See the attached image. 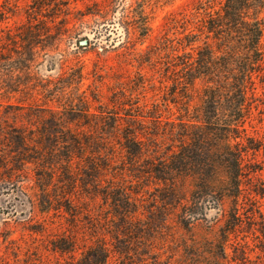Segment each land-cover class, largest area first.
<instances>
[{
  "label": "rangeland",
  "instance_id": "1",
  "mask_svg": "<svg viewBox=\"0 0 264 264\" xmlns=\"http://www.w3.org/2000/svg\"><path fill=\"white\" fill-rule=\"evenodd\" d=\"M39 1L62 8H37V0H0V264H92L95 252L99 257L103 251L109 264H264L262 74L255 75V95L248 99L247 151L237 198L218 188L225 178L223 172L213 180L212 190L206 191L198 179L197 171L206 173V142L201 137L194 141L193 134L203 136L200 129L190 132L194 142L189 163L196 172L173 171L172 176L180 179L176 192H158L157 187L164 184L155 176H146L138 185L136 170L125 171L132 194L144 198L138 209L144 213L141 221L119 220L113 213L123 209L91 192L95 171L89 159L77 161L74 168L84 175L90 192L84 182L83 186L60 183L67 178L64 173L53 180L49 191L40 189L36 171L40 165H57L54 156H45L40 164L26 154L23 157L31 162L15 160L14 167L8 163L16 154L6 147L7 132L13 128L46 130L62 141L70 140L61 129L70 128L89 134V149L94 151L93 136L100 139L95 130H111L113 112L120 113L117 120L122 125L136 127V117L128 113H136L138 106L163 108V97L169 95L160 55L164 23L171 12L190 9L195 0ZM144 11L152 16L153 27L146 37L140 27ZM85 37L88 42L79 43ZM180 98L179 104H170L175 114L164 110L161 125L147 120L163 133L165 151L173 143L170 138L179 144L186 132L177 116L190 97ZM147 142L150 148L153 143ZM52 144L48 140L45 145ZM15 146L17 152L22 150L19 144ZM65 151L62 148V157ZM111 172L106 171L108 177ZM7 175H12V182L3 180ZM179 201L187 203V209ZM151 209L155 214L150 215ZM64 236L75 240L74 250L64 248ZM57 240L63 249L56 247Z\"/></svg>",
  "mask_w": 264,
  "mask_h": 264
},
{
  "label": "trees",
  "instance_id": "2",
  "mask_svg": "<svg viewBox=\"0 0 264 264\" xmlns=\"http://www.w3.org/2000/svg\"><path fill=\"white\" fill-rule=\"evenodd\" d=\"M37 2V8H62L51 2L44 5H40L39 0ZM187 9L171 12L166 17L161 36L160 55L165 64L163 83L168 87L166 92L169 94L163 97L161 105L166 109L159 104L155 105L154 110L138 106L136 113H128L136 117V127L122 125L117 120L121 117L120 113L113 112L115 121L112 129H96L100 139L92 135L96 146L94 151L89 149V134H80L70 128L61 129V134L70 141H62L57 134L42 129H37L34 135L36 131L13 128L7 132L6 147L16 154L8 163H13L14 167L15 160L27 164L36 159L41 164L45 156H54L58 158L57 165H40L36 171V182L40 189L49 191L53 180L61 179L59 175L64 173L67 178L60 183L71 182L76 186L84 182L86 191L90 192L84 175H79L74 168L77 161L84 163L89 159L95 171L90 183L91 192L100 195L106 203L110 201L113 207L123 209L118 214L113 213L119 220L141 221L140 215L144 213L138 209L144 198L132 194L125 171L136 170L138 185L146 176H155L164 184L157 187L158 192L166 189L176 192L180 179L172 176V172L194 171L189 163L193 141L190 132L192 129H200L204 131L203 136L198 132L193 134L194 141L201 137L206 142V173L194 171L198 179L206 185V191L212 190L216 186L213 180L223 172L225 178L218 188L227 190V196L239 197L242 162L247 151L244 145L247 138L244 123L251 113L248 99L250 94L255 95V75L264 76V0H195L193 6ZM140 27L144 37L150 35L153 29L150 13L144 11ZM178 58L181 61L174 63ZM184 94L190 100L185 102L186 106L180 110L177 120L180 126L186 128V132L179 139V144L170 138L173 143H167L169 148L165 151L161 148L163 133L150 127L147 120L151 118L153 124L161 125L164 122V110L175 114L170 104H179ZM48 140L53 141L51 146L45 145ZM147 141L153 143L150 148L147 147ZM17 144L22 148L18 152ZM62 148L66 149L64 157L60 155ZM26 154L33 159L23 157ZM114 158L116 160L111 162ZM7 169L13 168L11 166ZM110 169L112 176L108 177L106 171ZM3 180L12 182L13 177L7 175ZM61 189L62 193L67 192L64 186ZM63 198L70 200L65 194ZM179 203L182 209H187V203ZM158 204L156 200L155 206ZM152 210L150 215L155 214ZM61 239L66 247L57 245V240V248L74 250L75 240L68 236ZM91 249L86 253L91 252ZM93 256L92 264H109L106 251H103V256L97 257L96 252Z\"/></svg>",
  "mask_w": 264,
  "mask_h": 264
},
{
  "label": "water",
  "instance_id": "3",
  "mask_svg": "<svg viewBox=\"0 0 264 264\" xmlns=\"http://www.w3.org/2000/svg\"><path fill=\"white\" fill-rule=\"evenodd\" d=\"M80 42L86 44L88 42V40L84 39V40H81Z\"/></svg>",
  "mask_w": 264,
  "mask_h": 264
}]
</instances>
